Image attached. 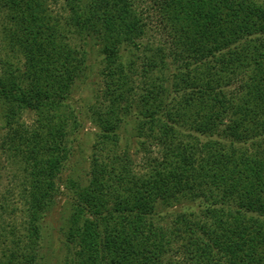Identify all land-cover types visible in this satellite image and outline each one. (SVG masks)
Masks as SVG:
<instances>
[{
  "label": "trees",
  "instance_id": "trees-1",
  "mask_svg": "<svg viewBox=\"0 0 264 264\" xmlns=\"http://www.w3.org/2000/svg\"><path fill=\"white\" fill-rule=\"evenodd\" d=\"M52 1L0 0L22 62L1 63L0 148L20 163L24 207L19 230L0 218V264L44 259L78 131L57 111L87 78L94 41L97 132L88 179L68 182L63 264H264V1L151 0L162 42L134 0H62L64 17ZM128 128L124 139L160 154L142 172Z\"/></svg>",
  "mask_w": 264,
  "mask_h": 264
},
{
  "label": "rangeland",
  "instance_id": "rangeland-1",
  "mask_svg": "<svg viewBox=\"0 0 264 264\" xmlns=\"http://www.w3.org/2000/svg\"><path fill=\"white\" fill-rule=\"evenodd\" d=\"M150 2L151 0H134V7L138 8L137 10L139 12H142L144 19L149 23L147 35L150 36L151 32L153 34L157 33L155 41H165V34L162 31L153 32V25H155L154 18L152 19L153 13L149 14L147 12L149 7L146 6ZM62 3V0L52 1L51 9L56 17L60 15L64 17L66 15L62 8ZM6 26H8V23L1 18L0 30ZM74 44L76 47H80L83 43L82 41L80 43L76 40ZM99 47L100 44L96 41L88 45L86 50L89 55L87 64L90 66L87 73L88 76L85 80L76 82L73 95L68 99L66 105H61L57 111L59 119H64L65 121H69V113L73 112L77 120L78 131L74 140L71 142V147L74 151L73 156L70 157L69 163H66L64 172L58 178L61 192L57 199V207L48 215L44 225V259L41 264H63L66 249L62 241H64L66 230L64 223L68 214L66 213L65 206L70 211L69 205L73 198V194L69 190L68 182H86L88 179L89 160L95 140V133L97 132L91 123V107L96 103L95 92L99 82L98 71L101 68ZM5 62L22 63L20 60L18 62L17 58L8 52L7 44L3 41V34L0 31V68L3 67L1 63ZM3 107L4 104L0 101V143L7 136L2 117ZM33 119L34 115L32 113L30 114L24 111L21 113L19 122L22 121L26 125H30ZM129 131L130 128L122 134V145L128 149L131 158L134 159L135 170L142 172L147 165V161L150 160L152 162L159 159L160 154L158 149L153 146L147 147L148 152H145L138 145L131 144L130 139H124L123 137ZM10 155L9 153L4 154L3 149L0 148V218L5 228L6 226H16V229L19 230L24 222V207L20 188L23 172H21L22 168L18 160H13Z\"/></svg>",
  "mask_w": 264,
  "mask_h": 264
}]
</instances>
